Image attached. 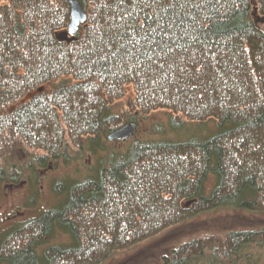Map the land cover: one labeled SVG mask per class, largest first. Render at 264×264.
<instances>
[{
	"label": "trees",
	"instance_id": "obj_1",
	"mask_svg": "<svg viewBox=\"0 0 264 264\" xmlns=\"http://www.w3.org/2000/svg\"><path fill=\"white\" fill-rule=\"evenodd\" d=\"M70 1L0 0V199L25 182L39 194L42 169L105 152L155 112L221 132L107 154L1 240L0 264H102L208 211L264 214V0H74L88 15L76 35ZM57 230L70 242L45 247ZM252 244L264 229L199 237L164 262L238 264Z\"/></svg>",
	"mask_w": 264,
	"mask_h": 264
},
{
	"label": "rangeland",
	"instance_id": "obj_2",
	"mask_svg": "<svg viewBox=\"0 0 264 264\" xmlns=\"http://www.w3.org/2000/svg\"><path fill=\"white\" fill-rule=\"evenodd\" d=\"M64 37L69 38L67 35ZM123 104L122 102L116 104L114 112L118 113ZM173 116V113L165 110L152 113L144 120L138 119L137 134L133 139L116 143L106 138L103 140L107 148L105 152L87 155L83 160H76L68 166L59 162V164L53 163L48 169H42L39 172V178L42 180L39 194L31 191L28 182L5 189L0 199V242L12 229L22 227L25 222L43 215L46 211L60 208L70 188L88 178H96L100 169L104 168L100 160L106 161L109 153H126L133 140L169 143L193 140L204 142L221 132L217 128L215 119L203 123L196 122L192 126L174 125L171 120ZM208 184V189L211 190L215 185L214 179L211 178ZM32 194H36L37 197H33ZM263 229V213L225 208L208 211L131 249L116 252L102 264H165V257L170 256L173 250L199 237L223 236L230 232L241 233ZM69 242V236L57 230L53 238L46 239L44 246L66 245ZM199 264H204V261ZM238 264H264V246L252 244L242 249L239 252Z\"/></svg>",
	"mask_w": 264,
	"mask_h": 264
},
{
	"label": "water",
	"instance_id": "obj_3",
	"mask_svg": "<svg viewBox=\"0 0 264 264\" xmlns=\"http://www.w3.org/2000/svg\"><path fill=\"white\" fill-rule=\"evenodd\" d=\"M71 4V21L69 23L68 31L71 35L79 33L82 24H85L88 20V15L85 14L82 5L74 0L69 2ZM137 126L133 123H129L123 128L116 130L109 135L108 140L111 142H126L133 139L136 136Z\"/></svg>",
	"mask_w": 264,
	"mask_h": 264
},
{
	"label": "bare ground",
	"instance_id": "obj_4",
	"mask_svg": "<svg viewBox=\"0 0 264 264\" xmlns=\"http://www.w3.org/2000/svg\"><path fill=\"white\" fill-rule=\"evenodd\" d=\"M86 23H87V22H86ZM86 23H85V24H86ZM81 27H82V25H81ZM81 27H80V28H81ZM117 142H120V141H117ZM117 142H116V143H117ZM126 142H127V141H126Z\"/></svg>",
	"mask_w": 264,
	"mask_h": 264
}]
</instances>
